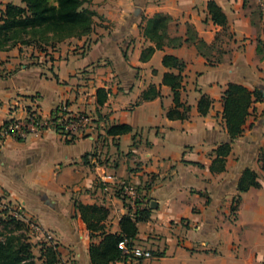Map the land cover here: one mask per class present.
<instances>
[{
    "label": "crops",
    "instance_id": "0c3cea01",
    "mask_svg": "<svg viewBox=\"0 0 264 264\" xmlns=\"http://www.w3.org/2000/svg\"><path fill=\"white\" fill-rule=\"evenodd\" d=\"M210 1L226 14L229 34L212 20ZM8 3L22 5L0 0V12ZM92 9L97 16L88 37L45 52L29 47L36 56H18L24 47L0 52V130L30 113L50 120L65 104L73 115L86 103L96 111L97 90L105 88L103 112L110 124H127L134 132L78 135L73 143L54 127L25 141L0 137V200L53 238L59 264H92L91 246L102 238L91 237L75 201L106 207L105 230L119 234L130 200L117 195L116 184L129 180L142 196L137 205L151 207V219L138 224L135 246L154 256L112 264H264V96L253 103L243 134L233 142L223 103L231 83L264 90V59L258 54L259 41L264 47V0H94ZM157 14L172 18V37L187 39L191 26L200 39L224 50L211 56L220 63L210 64L188 44L156 49L142 61L143 52L155 47L143 35L144 18ZM167 55L186 64L180 89V101L190 107L185 120L167 117L176 103L163 80L167 72L178 73L164 66ZM152 85L161 96L141 101ZM203 94L213 100L206 116L198 109ZM225 143L232 150L220 171L214 161ZM247 170L258 174L261 186L241 192Z\"/></svg>",
    "mask_w": 264,
    "mask_h": 264
},
{
    "label": "trees",
    "instance_id": "16d2710c",
    "mask_svg": "<svg viewBox=\"0 0 264 264\" xmlns=\"http://www.w3.org/2000/svg\"><path fill=\"white\" fill-rule=\"evenodd\" d=\"M22 5L8 3L5 10L0 12V52L10 51L17 47H34L45 52L48 47H55L59 43L72 38L82 39L91 35L97 13L92 9L93 0H21ZM208 9L215 24L223 27L224 35L228 33V19L222 8L214 1H210ZM146 22L142 26L143 35L150 42L155 44L147 48L142 54V61H148L156 49L164 47L179 48L184 44L194 45L198 53L207 58L210 64L220 63V60L213 61V51L225 52L217 49V46L207 44L200 39L194 28L189 26L188 38L172 37L170 35V25L172 18L164 14H157L153 18H144ZM229 38H233L230 34ZM89 45V42L88 44ZM258 54L264 59V47L261 41L258 42ZM164 66L169 69L177 70L178 73L167 72L163 83L171 87L176 108L168 111L167 117L175 120H185L189 118L190 107L185 106L180 101V89L182 88L183 75L186 64L181 59L167 55L164 58ZM109 91L105 88L97 90V109L96 124L104 130L107 136L121 137L134 132L133 127L127 124L112 125L109 122V115L103 112V107L108 101ZM160 92L155 86L145 91L141 101H151L160 97ZM263 99V92L256 90L250 91L247 87L231 83L223 94L224 118L228 132L233 142L244 132V125L250 116V108L253 103ZM213 104V100L207 94H203L198 103V109L202 116L208 115ZM68 106V104H65ZM183 108V111L180 110ZM54 112V121L58 120L57 113ZM70 123H76L77 120L70 118ZM61 132L59 126L56 127ZM82 128L84 137H89L92 133H86ZM102 135V134H99ZM67 143H73L78 136L67 134ZM135 139V135H134ZM231 142V143H232ZM231 143L220 145L216 150L217 164L222 171L225 168L226 157L232 150ZM93 156V155H92ZM90 155L84 156L85 163H88ZM260 161L264 169V149L260 152ZM215 168V167H214ZM261 183L258 181V174L247 170L239 183V190L245 192L250 188H258ZM117 195L126 201L127 197L123 190L117 189ZM128 213L120 222L121 232L119 234L108 233L105 230V221L108 218L109 211L104 206L85 205L80 201H75V208L81 214L86 223L91 237H101L100 243H94L91 246L90 255L92 264H112L119 261H125L130 255H127L120 248V243L128 241V247L135 246V238L138 234V224L147 222L151 219L150 205L133 210L131 203H127ZM0 264H59L61 253L58 245L54 242H42L39 256L34 253V243L29 242L23 234L28 226L25 221L9 216L0 220Z\"/></svg>",
    "mask_w": 264,
    "mask_h": 264
},
{
    "label": "built area",
    "instance_id": "2783aa9c",
    "mask_svg": "<svg viewBox=\"0 0 264 264\" xmlns=\"http://www.w3.org/2000/svg\"><path fill=\"white\" fill-rule=\"evenodd\" d=\"M59 110V113H57L58 120L56 122L54 121L55 115H53L50 120H46L41 118L36 113H30L27 119L8 121L2 126L0 130V137L2 139L12 138L16 141H25L30 135L41 134L43 131L50 127L56 128L57 126H59L64 136H66L67 134L75 135L78 132H81L82 128L86 127V119L84 117L70 114L66 106L60 107ZM70 118H74L75 120H77L76 123H70V121H68ZM120 185V189L123 190L125 196L130 200L132 209L136 210L138 208H142L137 205L142 198L140 191L133 185L128 184L124 181L120 182ZM2 205H5V203L0 200V206ZM15 211L17 214H15L14 217L18 218L22 216L21 214H19L21 213V210L19 208H17V210ZM22 217L20 219L28 223L31 231L37 234H43V237L45 240H47V242H52L53 238L48 233L44 232L37 222L27 220L26 218ZM119 246L127 255L133 256L136 259H152L154 256L150 250L144 249L140 246L129 248L127 240L121 242Z\"/></svg>",
    "mask_w": 264,
    "mask_h": 264
},
{
    "label": "rangeland",
    "instance_id": "374dc122",
    "mask_svg": "<svg viewBox=\"0 0 264 264\" xmlns=\"http://www.w3.org/2000/svg\"><path fill=\"white\" fill-rule=\"evenodd\" d=\"M92 5H93V2H92ZM75 46L77 47V50H78L79 46L78 45H75ZM86 46L87 45H84V47H82L80 49H84V48H86ZM39 51L40 50L38 49V52ZM17 53H18V56H21V57L36 56L35 55V51H32V49L28 48V47H24V48L20 49V51L17 50ZM87 93H89V92H87ZM87 98H88L87 99V101H88L90 96H87ZM43 106H44V108H47L48 107V103L45 102L43 104ZM86 106H87V108H86ZM90 106H92V105L86 103V105L83 108H79V109H81V111H79L76 114V116L84 117L86 119V123H85L86 124V127H85L86 131H85V134L91 132V133H94L98 137V135L102 134L104 132V130H102V128H99L98 125L96 124V122H95V120H96L95 119L96 118V112H95V110L92 107L90 108ZM75 135L78 136V135H83V134H82V132H78ZM122 181L133 185L135 188H137L139 190L138 185H136L135 183H132L129 180H122V179H120L119 183L116 184V186H117L116 189L120 190V188H121L120 182H122ZM16 206H18V205H16ZM15 210H17V208L14 205H12L11 203L6 202L5 205L0 206V220H4V219L8 218L9 216H14L15 214H17ZM18 212H20V211H18ZM19 214L22 215V211ZM21 217L22 216H20L18 218L15 217V218L21 220L20 219ZM26 225L28 226V223H26ZM1 228H2V226L0 227V230H1ZM28 228L29 229L24 231L23 234L26 236V239L29 242H32V243L34 242V252H35L36 256H39V245L43 242L44 237H41V235H37L35 232L32 233L31 232V228L29 226H28Z\"/></svg>",
    "mask_w": 264,
    "mask_h": 264
},
{
    "label": "water",
    "instance_id": "95a60500",
    "mask_svg": "<svg viewBox=\"0 0 264 264\" xmlns=\"http://www.w3.org/2000/svg\"><path fill=\"white\" fill-rule=\"evenodd\" d=\"M262 92H263V96H264V90Z\"/></svg>",
    "mask_w": 264,
    "mask_h": 264
}]
</instances>
